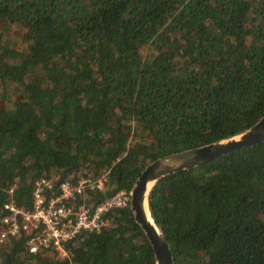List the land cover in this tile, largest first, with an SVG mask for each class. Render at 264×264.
Segmentation results:
<instances>
[{"label": "trees", "instance_id": "1", "mask_svg": "<svg viewBox=\"0 0 264 264\" xmlns=\"http://www.w3.org/2000/svg\"><path fill=\"white\" fill-rule=\"evenodd\" d=\"M263 117L264 0H0V214L33 212L43 179L48 199L102 181L97 208ZM150 210L174 264H264V142L160 180ZM104 218L63 252L0 243V264H155L130 206Z\"/></svg>", "mask_w": 264, "mask_h": 264}, {"label": "built area", "instance_id": "2", "mask_svg": "<svg viewBox=\"0 0 264 264\" xmlns=\"http://www.w3.org/2000/svg\"><path fill=\"white\" fill-rule=\"evenodd\" d=\"M53 182L43 179L36 183L33 212L20 209L13 202L5 205L0 214V243L25 235L31 253L41 246L63 252V242L82 231L99 232L107 228L104 218L107 212L131 205L132 193L120 191L94 208L89 203L90 196L103 188V182L89 180H81L75 186L63 183L58 194L48 199L46 194L54 189Z\"/></svg>", "mask_w": 264, "mask_h": 264}, {"label": "water", "instance_id": "3", "mask_svg": "<svg viewBox=\"0 0 264 264\" xmlns=\"http://www.w3.org/2000/svg\"><path fill=\"white\" fill-rule=\"evenodd\" d=\"M264 142V117L253 127L233 137L160 158L145 168L131 193L130 209L153 247L155 264H174L170 245L156 224L150 197L156 184L167 176L204 166L220 157L257 147Z\"/></svg>", "mask_w": 264, "mask_h": 264}, {"label": "rangeland", "instance_id": "4", "mask_svg": "<svg viewBox=\"0 0 264 264\" xmlns=\"http://www.w3.org/2000/svg\"><path fill=\"white\" fill-rule=\"evenodd\" d=\"M64 256H65V254H64Z\"/></svg>", "mask_w": 264, "mask_h": 264}]
</instances>
